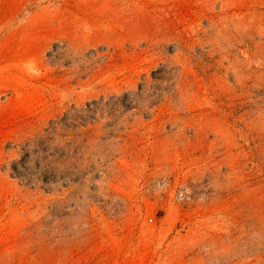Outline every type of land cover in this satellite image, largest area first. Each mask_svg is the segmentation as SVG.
<instances>
[{
  "label": "rangeland",
  "instance_id": "obj_1",
  "mask_svg": "<svg viewBox=\"0 0 264 264\" xmlns=\"http://www.w3.org/2000/svg\"><path fill=\"white\" fill-rule=\"evenodd\" d=\"M0 264H264V0H0Z\"/></svg>",
  "mask_w": 264,
  "mask_h": 264
},
{
  "label": "trees",
  "instance_id": "obj_2",
  "mask_svg": "<svg viewBox=\"0 0 264 264\" xmlns=\"http://www.w3.org/2000/svg\"><path fill=\"white\" fill-rule=\"evenodd\" d=\"M130 104H125V107H129ZM62 122V121H61ZM56 129V126L55 127H51V130H55ZM42 142H40V147H41V150L44 151V152H47L48 155H50L51 153V150H53V148H50V146L48 145V142H50L49 140H51V137L49 136H45V138H42ZM83 142H85V140H83ZM47 144V145H46ZM66 147H71V149L69 150V152L76 156V155H79L80 154V149L78 148L80 146V143H77L76 144V140H71L69 142H65L64 144ZM51 149V150H50ZM67 152V151H62V154L63 156H68L70 155V153Z\"/></svg>",
  "mask_w": 264,
  "mask_h": 264
}]
</instances>
